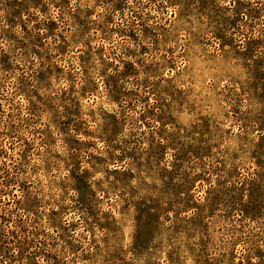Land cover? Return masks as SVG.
Returning a JSON list of instances; mask_svg holds the SVG:
<instances>
[{
	"label": "rangeland",
	"instance_id": "374dc122",
	"mask_svg": "<svg viewBox=\"0 0 264 264\" xmlns=\"http://www.w3.org/2000/svg\"><path fill=\"white\" fill-rule=\"evenodd\" d=\"M0 264H264V0H0Z\"/></svg>",
	"mask_w": 264,
	"mask_h": 264
}]
</instances>
